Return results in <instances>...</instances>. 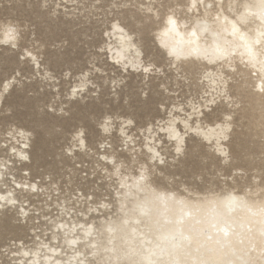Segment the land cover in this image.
I'll list each match as a JSON object with an SVG mask.
<instances>
[{"label":"bare ground","instance_id":"6f19581e","mask_svg":"<svg viewBox=\"0 0 264 264\" xmlns=\"http://www.w3.org/2000/svg\"><path fill=\"white\" fill-rule=\"evenodd\" d=\"M167 1L170 3L163 11L161 20L155 26L151 20L147 28L154 31L156 43L169 57L170 66H203L201 73L207 86V90L202 91L207 94L204 103L192 106V111L186 112L184 117L176 113L179 106L172 105L167 116L161 119L155 116V122H147L138 127L143 136L140 144L136 143L135 134L132 133V118H121L117 133L129 157L125 160L116 159L115 153L108 151L98 153L96 160L105 178L117 180L112 192L113 200L105 201L100 198L91 203L93 195L82 197L81 193L82 198H78L76 203L81 202L87 209L78 211L83 216L92 213L93 217L88 220L73 217L69 214L72 207L67 211L64 204L60 215L47 218L50 226L45 230L49 232L39 234L36 231L38 226L30 227L34 237L38 238L34 240L32 247L23 243L19 245L17 240L13 243L15 248L10 245L7 247V255L11 261L9 264H32L33 261L37 264H264V181L252 185L257 178L253 176V181L244 184L243 191L236 190V185L216 190L213 189L216 183L210 181L209 185H203L201 189L181 181L182 189H177L168 187L163 180L153 182L150 177L152 171H162L166 165L164 152L160 147V134L172 143L173 161L183 153L185 136L189 132L202 136L219 159L225 160L229 156L227 139H224L229 130H225V125L229 124L231 128L233 121H225L224 117L232 116V108L219 110L220 118H214L213 122L203 124L199 119L203 107L210 110L216 98L224 97L227 105L236 106L240 103L234 95L227 93L229 80L224 69L231 71L239 64L244 69L255 72L249 78L254 79L253 87L256 89L255 95L250 97L251 108L259 109L264 103V96L259 93L260 87L264 86V72L259 63L254 67L248 62L246 51V46L252 45L257 60L264 61V35H261L264 34V19L257 14L258 0H203L198 8L188 6L191 0ZM209 4L214 6L209 8ZM141 5L158 15L153 0H144ZM246 11L249 15L245 22H241V14ZM168 16H173L178 21L174 30H168ZM8 24L17 28L15 40H9L3 32V27ZM19 32V25L14 19L0 20L2 45L16 46ZM192 32H196L195 37L191 36ZM132 33L114 19L106 29L107 38L102 40L101 48L107 49L111 60L123 71L140 70L146 77L160 67L156 69L153 68L154 63L143 62L142 50ZM128 37L131 39H127ZM257 39L262 43L253 45L252 42ZM173 49L176 54L170 55ZM26 55H29V60L35 65L38 64L34 52L26 50ZM145 68L153 70L146 72ZM88 73L86 71L80 75L78 83L69 92L71 97L87 88L90 83ZM247 79L244 81L249 85L251 80ZM9 84L10 80H6L2 91ZM147 112L150 113L151 110ZM194 117L197 120L192 123ZM242 117H248L250 135L254 134L255 128H259L264 137L261 114L250 112ZM112 123V116L105 117L101 123L104 133H109ZM105 127L109 129L107 132L104 131ZM80 132L82 129L72 133L73 144L67 148L69 152L85 148L84 137L78 135ZM6 133H11L9 138L14 142L0 140V151L6 149L8 155H0V197H7L0 199V213L14 210L18 220H37L39 216H30L33 208H30L31 203L26 195L44 193L43 188L47 190L48 186L27 180L26 173L21 174V179L13 178L12 185L5 178V174H10L17 164L22 166L30 161L29 132L14 126ZM80 140L84 143L81 144ZM105 143L102 140L99 144L104 147ZM137 152L141 155H137ZM261 152L264 153V146ZM133 167H136L135 171L132 170ZM232 169L236 173L243 172L235 165ZM171 177V174H165V179ZM83 200L85 203H82ZM101 211L106 214L94 215ZM45 216L42 215L43 218ZM46 234L49 236L45 237ZM25 253L28 255H24Z\"/></svg>","mask_w":264,"mask_h":264},{"label":"rangeland","instance_id":"374dc122","mask_svg":"<svg viewBox=\"0 0 264 264\" xmlns=\"http://www.w3.org/2000/svg\"><path fill=\"white\" fill-rule=\"evenodd\" d=\"M142 2L144 0H0V20L14 19L20 29L16 46L0 43V140L14 142L6 133L14 126L26 129L31 156L26 165L17 164L10 174H5L6 182L12 185L13 178L21 179L26 173L27 180L48 186L47 190L43 188L44 193L26 195L33 208L31 218L39 216V219L18 220L14 210L0 213V264L11 262L7 247L15 248V240L19 245H34L38 238L30 230L32 225L38 226L39 234L49 232L45 230L50 226L47 218L60 215L64 204L67 211L72 207L70 215L88 220L93 217L92 213L83 216L78 211L87 209L81 202L76 203L78 198L93 195L91 203L100 198L113 200L117 180L105 178L96 160L98 153L108 151L115 153L116 159L129 157L117 133L123 117L132 118V133L140 144L143 136L138 127L155 122V116L159 119L167 116L172 105L179 106L176 113L184 117L192 111V106L203 104L207 98L202 92L207 90L201 73L203 66H170L169 57L156 43L154 31L147 28L151 20L152 25H157L170 2L153 0L158 15L145 9ZM114 19L133 32V39L142 50L143 62L154 63L153 68L160 67L159 70L145 77L140 70L123 71L111 60L107 49L101 46L102 40L107 38L106 29ZM26 50L37 55V65L29 60ZM86 71H89L90 83L80 94L71 97L69 92ZM224 71L229 80L227 93L240 103L227 105L224 97L216 98L210 110L203 107L199 119L203 124L210 123L220 118L219 110L232 108L233 122L226 140L229 156L219 159L202 136L189 132L183 153L173 161L172 143L160 134L166 165L162 171H152L153 182L163 180L168 187L182 189V181L201 189L210 181L216 183L213 186L216 190L236 185V190L243 191L244 184L253 181V176L257 178L252 185L264 181V153L261 152L264 137L259 128L250 135L248 117H242L250 112L261 114L260 108H251L250 97L255 95L256 89L254 79L249 78L255 72L239 64L231 71L227 68ZM246 79L251 80L249 85ZM6 80H10V84L2 91ZM107 116H112L113 123L109 133H104L101 123ZM196 120L194 117L191 121ZM78 129L88 132L87 137L83 136L86 146L69 152L67 148L73 144L71 135ZM181 129L184 131L183 127ZM102 140L106 142L104 147L99 144ZM5 151H0L1 157L8 156ZM233 165L239 167L242 174L241 171L236 173ZM165 174L172 177L165 179ZM102 214L106 212L94 215Z\"/></svg>","mask_w":264,"mask_h":264},{"label":"snow or ice","instance_id":"6c2138e0","mask_svg":"<svg viewBox=\"0 0 264 264\" xmlns=\"http://www.w3.org/2000/svg\"><path fill=\"white\" fill-rule=\"evenodd\" d=\"M203 3V0H191V3L188 5L190 8H198L201 4ZM214 5L213 4H209L207 5V7L211 8L213 7ZM246 9L248 8V6L246 5L245 6ZM257 9H258V15L264 19V0H258V4H257ZM247 15H249V13L246 11L245 13L241 14V22H245L246 21V17ZM178 24V21L177 19H175L173 16H168L167 18V25H168V30H174L176 28ZM121 32H123V29H120ZM3 32L4 34L8 37L9 40H15L17 38V28L15 27V25L13 24H8V25H5L3 27ZM261 35H264V34H261ZM191 36L195 37L196 36V32H192L191 33ZM127 39H131L130 37H128ZM253 45H260L262 43V41L260 39H257L255 41L252 42ZM246 51H247V54L249 56V63H251L254 67L257 63L260 64L261 66V71L264 72V61H261V60H257V56H256V53L253 52L252 50V45H247L246 46ZM170 55H175V50L173 49L172 51H170L169 53ZM30 55V53H29ZM153 69H150V68H145L144 71H151ZM75 91V90H73ZM259 93L260 95L264 96V86H261L260 89H259ZM260 111H261V121H262V128H264V103L261 104L260 106ZM224 120L225 121H232L233 120V117L232 116H225L224 117ZM129 123H131V121H129ZM217 127H219V125H217ZM109 129L107 127L104 128V131L107 132ZM225 130H230V125L229 124H226L225 125ZM11 135V133H10ZM19 135L23 136L24 133H19ZM78 135L80 136H85L87 137L88 135V132L87 131H84V132H80ZM224 139H227V137H224ZM80 143L83 144L84 141L83 140H80ZM180 151V148L178 147L177 148V152ZM156 156H159V153H156L155 154ZM24 159H27V156H24L23 157ZM161 163H163V161H161ZM9 195H11V193H9ZM0 199H7V197H0ZM24 255H28V253H25ZM32 264H37L36 261H33Z\"/></svg>","mask_w":264,"mask_h":264}]
</instances>
